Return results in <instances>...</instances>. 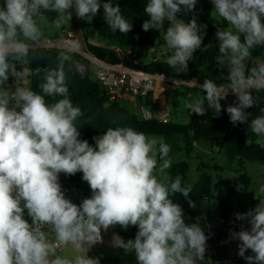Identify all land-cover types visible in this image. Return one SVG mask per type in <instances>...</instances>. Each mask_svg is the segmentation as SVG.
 I'll list each match as a JSON object with an SVG mask.
<instances>
[{"label":"clouds","instance_id":"9594fccd","mask_svg":"<svg viewBox=\"0 0 264 264\" xmlns=\"http://www.w3.org/2000/svg\"><path fill=\"white\" fill-rule=\"evenodd\" d=\"M212 3L213 12L229 26L217 29L220 55L215 58L220 65L227 60L228 82L218 86L206 79L199 86L206 95L200 94L185 108L200 116L214 109L219 115L220 101L231 92L238 104L226 109L230 122L247 123L245 109L255 104L253 91L264 90V60L245 66L251 50L264 46V0ZM196 4L197 0H148L144 8L149 19L142 28L164 29L170 53L164 62L177 74L187 72L206 34L207 26L198 25L195 17L188 23L177 18L182 9L193 11ZM102 7L112 32L132 30L118 4L108 0ZM100 8L101 0H4L0 6V264H100L87 252L103 243L102 230L117 225L124 230L138 228L134 240L114 234L112 241L126 254L134 253L137 264H202L208 237L198 223L185 222L183 209L170 198L180 193L190 208H196L188 199L192 186L182 185L179 175L173 179L167 174L170 145L131 127L108 128L93 137L95 147L79 139L76 121L83 113L69 98L65 72L79 43L65 44L57 67L44 70L40 93L21 86L24 73L13 67V61L27 57L41 42L43 27L59 30L72 19L73 9L85 19L95 17ZM47 13L56 16L49 21ZM35 73L39 75L40 69ZM10 77L15 86L5 88ZM57 96L62 98L46 100ZM250 130L264 148V114L251 119ZM77 172H82L92 192L80 205L65 197L59 183L60 173ZM25 210L31 223L24 219ZM237 219L251 225L250 231L233 234L241 241L238 254L248 264H264V199L254 209L238 213ZM68 245L84 254L69 258L57 253ZM246 250L253 255L245 256Z\"/></svg>","mask_w":264,"mask_h":264},{"label":"trees","instance_id":"16d2710c","mask_svg":"<svg viewBox=\"0 0 264 264\" xmlns=\"http://www.w3.org/2000/svg\"><path fill=\"white\" fill-rule=\"evenodd\" d=\"M107 1V0H106ZM103 3L101 0V8L95 17H91V30L101 39L97 42H91L87 36L85 37L86 49L97 59L109 64L123 65L126 68L137 69L143 72L163 75L179 81H191L196 78L198 71L207 66L222 67L215 58L220 55L218 49V41L216 32L219 27L227 28L228 25L223 20L213 17L212 0H197V4L193 11L189 12V20L196 18L198 25H206L204 39L201 49H198L191 60L188 62V70L186 73L177 74L175 69L168 66L164 60L152 59L150 62L137 64L131 55H124L114 49L116 38L119 37V30L112 32L108 28L103 13ZM148 0H121L119 6L122 15L132 24L130 31L131 41L137 48H153L159 42H164V29L160 31L150 29L144 31L142 24L149 19L144 12V8ZM4 0L0 2L3 6ZM49 21L55 18V13H47ZM264 20V18H262ZM169 26V22L165 21L164 28ZM57 35H61L58 30ZM243 40V37H241ZM206 47V50H205ZM64 49L48 48V47H32L27 57L13 61V67L17 71L23 68L28 70L29 87L34 92L40 93V85L44 82V70L57 67V56ZM264 56V46H257L251 50L250 57L258 59ZM23 61V66L21 65ZM92 63L86 57L74 53L71 62L65 63V72L67 85L69 89V98L74 106H78L83 115L77 118L76 124L80 132L79 139L87 140L92 146L95 141L93 137L102 135L108 128L131 127L136 131L143 132L145 135H160L165 137V142L170 145L171 151L185 150L188 153L193 151L194 144L199 141L208 143L212 147H217L221 152L231 159L238 158L240 161L250 160L256 161L264 165V148L257 143V137L250 130V122L252 118L264 114V90L260 92L253 91L255 104L253 107L245 109L249 113L247 123H237L233 125L230 122V116L226 109L228 106L238 104L237 97L229 92V95L220 101L222 109L218 115L214 109H209L204 116L191 113L190 121L187 125H178L170 121L163 122L154 118L140 119L131 110L121 104L118 98L111 99L108 89L95 78L92 72ZM255 65H249L251 68ZM39 68L40 73L37 75L35 70ZM83 69L86 71L84 72ZM11 78V77H10ZM226 79V83H227ZM152 92L147 94L150 97ZM62 97H46L47 102L53 103ZM207 106V105H206ZM218 115V116H216ZM174 136L182 137L183 146L177 144ZM188 163L183 160L175 163L169 169V176L175 178L179 175L182 178V185H189L187 181ZM64 182H77L82 178V172L75 175L59 174ZM238 180L243 181L248 187L250 179L246 175H241ZM234 180L227 187H221L214 199L218 202L221 209L222 223L212 234L210 230V209L208 200L211 195V179L207 175H202L200 180L192 185V191L189 194L190 200L195 202L196 208L189 207L188 200L180 193H176L170 198L174 203L181 206L184 212L186 223H198L208 237L207 243L222 247V244L229 239L230 225L229 220L237 219V214H243L250 209H245L243 204H239L234 208L229 201V196L234 192ZM90 195L92 194L88 185ZM77 205L81 204L80 200L75 201ZM241 230H236V233ZM124 235L135 239L133 234L123 232ZM253 254L245 253V256ZM228 258V257H226ZM228 264H248L241 256L229 258Z\"/></svg>","mask_w":264,"mask_h":264},{"label":"rangeland","instance_id":"374dc122","mask_svg":"<svg viewBox=\"0 0 264 264\" xmlns=\"http://www.w3.org/2000/svg\"><path fill=\"white\" fill-rule=\"evenodd\" d=\"M2 1L3 0H0V2ZM105 2H108V0H105ZM111 2L113 6H115L117 4L119 5L121 0H111ZM212 14L214 18L222 20L214 12H212ZM102 18H104V11L102 13ZM177 18L183 20L185 23H188L189 12L186 13L182 9V11L177 14ZM91 22V17H87L85 19L78 18L73 9L72 19L69 21V23H65L62 27L70 28L72 25H76L77 31L75 34L73 33V35L80 42L82 47L87 50L85 45L86 36L91 42H97L101 40L97 36V34H94L91 30ZM61 30L62 29H59L60 32ZM57 31L58 30L52 29L50 26L43 27L41 42L36 45H42L47 38L54 39L56 36H58ZM114 49L124 55H131L135 59V63L137 64L147 63L152 59L165 60V57L170 54L169 50L167 49L166 43L164 42H159L153 48L135 47L133 42L131 41L130 32H128L127 34L121 32L119 33V37L116 38V42L114 43ZM257 60H264V56L258 59H253L249 56V58H247V60L245 61L246 69L249 65H255L257 63ZM21 65H24L23 61H21ZM91 67L93 70L95 69L93 64ZM227 67V60H225L224 64H222V67H204L198 71L197 79L193 80L196 82V85L194 87L192 86V81H181L172 83L169 89H166L164 92H162L165 94V98L164 100H161L160 106L168 111L170 122L178 125H187L190 121L191 112L190 110L185 108V104L192 102L200 94L206 95V93L203 92L199 87L206 79L212 80L218 86L221 84H226V79L229 76V69ZM21 72L24 73V76L20 81L21 86L28 87L26 80L27 72L24 68L21 70ZM11 78H9V81L4 85L5 88L15 86H12V84H14L12 82L14 78ZM138 96L140 97V95ZM146 96L141 95L143 99H147ZM146 109L150 110L148 108ZM136 116L140 118L141 113L138 111ZM146 136L157 139L163 138L165 141V137L160 135ZM174 138L176 139L177 144L183 146L182 137L174 136ZM92 146L95 147V143ZM169 158L172 162L171 166L183 160L188 163L189 169L187 173V181L191 186L196 184L200 180V177L202 175H207L210 177L212 196H210L208 200L210 209L209 220L210 227L214 234L216 233V230L222 221L221 209L218 205V202L214 199V196H216L221 187L225 188L230 182L237 179L234 185L235 190L229 196V201L234 208H237L239 204H243L245 209H254L259 203V199H264V193L260 192V188L264 187V165L260 164L259 162L250 160L240 161L238 158L231 159L223 152H221L217 147H212L208 143L203 141L196 142L191 153H188L185 150L172 151L169 153ZM169 169L166 170L168 175ZM157 175L159 178V173H157ZM241 175H246L250 179L248 187L243 181L238 180ZM59 183L61 184L65 197L71 200V202H73L74 204H76L75 201L77 200H80L82 202L83 199L91 197L88 190V183L86 181H83L82 178L77 182H64L59 176ZM238 224L240 229L249 231L251 229V225L248 220H242ZM137 231L138 228L136 226H130L127 230H124L119 225L110 227L107 232H104L102 230L103 243H97L92 246L87 252L88 257L99 258L100 264H137L134 253L126 254L123 249L116 248L112 244L114 234L127 241L133 238L124 235L123 232H129L130 234H133L135 236ZM240 244L241 241L239 240L235 243H228L224 248H222V252L220 250H216L215 253H217L218 255L219 253L224 255L227 251V254L230 257L240 256L238 254ZM210 249L211 248H207L206 250L208 255L211 252ZM57 253L60 255L68 256L69 258L73 257L76 254H84L76 253L75 249L71 245L62 246V249L58 250ZM245 253L253 254L251 250H246Z\"/></svg>","mask_w":264,"mask_h":264},{"label":"built area","instance_id":"2783aa9c","mask_svg":"<svg viewBox=\"0 0 264 264\" xmlns=\"http://www.w3.org/2000/svg\"><path fill=\"white\" fill-rule=\"evenodd\" d=\"M73 41L78 42L80 45L79 51L76 53L86 57L94 65L95 78L108 89L111 99H119L125 91L140 95V97L141 95L146 96L149 92L155 91L156 81H167V77L163 75L149 74L141 70L126 68L123 65L109 64L97 59L82 47L73 33H63L54 39H46L42 45L37 46L64 49L65 44ZM141 116L142 119H150L153 118V113L151 110L142 107ZM163 122L168 121L163 120ZM28 222L31 223V220ZM50 239H52L51 236ZM61 248L62 246L57 250Z\"/></svg>","mask_w":264,"mask_h":264},{"label":"crops","instance_id":"0c3cea01","mask_svg":"<svg viewBox=\"0 0 264 264\" xmlns=\"http://www.w3.org/2000/svg\"><path fill=\"white\" fill-rule=\"evenodd\" d=\"M264 22V20H263ZM61 34L63 33H66V32H69V33H76L77 31V27L76 25H72L70 28H64V27H61ZM49 39V38H47ZM26 70V80H27V86L29 87L28 85V70ZM83 71L85 72L86 70L83 69ZM92 72L95 73V69L93 70L92 69ZM12 79V78H11ZM195 80L197 79L194 78ZM193 79V80H194ZM191 80V81H193ZM12 82L14 83V80H12ZM165 82H169L170 83V86L172 85V83H175V82H181L179 80H174V79H171V78H167V81ZM15 84H12V86H14ZM165 91V90H164ZM164 91H159L158 94L153 91L151 96L150 97H147V99H143L142 97H139L138 95H135L134 93L132 92H129V91H125L120 97H119V100L121 102L122 105H124L125 107H127L129 110H131L133 113H138V111L141 113L142 111V107L144 108H148L151 110V112L153 113V118L154 119H157L159 121H163V120H167V121H170V116H169V113L166 109L162 108L160 106L161 104V100H164L165 98V94L162 93ZM145 103V105H144ZM147 105V106H146ZM142 118V116L140 117V119ZM24 219H26L27 221L31 220V217H29L27 215V212L25 211V214H24ZM223 221V220H222ZM221 221V223H222ZM242 221V220H234L233 218H230L229 220V225H230V233H229V239L224 242L222 244V247H218L216 245H212V244H209L206 242V250L207 248H211L210 249V254L208 255L207 252H205V261L202 262V264H228L230 259L229 258H232L230 257L228 254H227V251L225 252L224 255L220 254L219 255L217 253H215L216 250H220L222 252V248H224L228 243H235V242H238V239L234 238V229H235V233H236V230H243V229H240L239 228V222ZM220 223V224H221ZM220 226V225H219ZM219 228V227H218ZM217 228V229H218ZM210 230L212 232V229L210 227ZM217 231V230H216ZM212 234H214L212 232ZM216 234V233H215ZM62 249V248H61ZM59 249V250H61ZM58 251V250H57ZM222 255V256H221ZM228 257V258H226ZM217 259V260H215Z\"/></svg>","mask_w":264,"mask_h":264},{"label":"water","instance_id":"95a60500","mask_svg":"<svg viewBox=\"0 0 264 264\" xmlns=\"http://www.w3.org/2000/svg\"><path fill=\"white\" fill-rule=\"evenodd\" d=\"M33 47H41V46L34 45ZM170 87L171 86L169 82L159 81V80L155 82V92L157 94L159 91H164L166 89H169Z\"/></svg>","mask_w":264,"mask_h":264}]
</instances>
